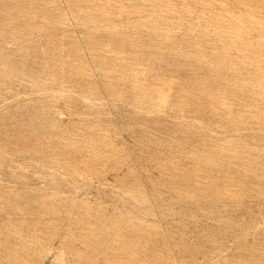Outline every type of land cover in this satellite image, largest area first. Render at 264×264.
<instances>
[{"label": "rangeland", "instance_id": "1", "mask_svg": "<svg viewBox=\"0 0 264 264\" xmlns=\"http://www.w3.org/2000/svg\"><path fill=\"white\" fill-rule=\"evenodd\" d=\"M0 264H264V0H0Z\"/></svg>", "mask_w": 264, "mask_h": 264}]
</instances>
